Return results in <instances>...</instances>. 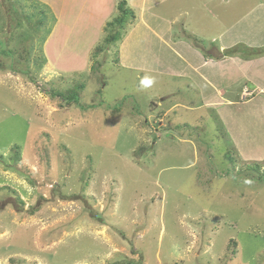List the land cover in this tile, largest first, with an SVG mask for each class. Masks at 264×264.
<instances>
[{
	"label": "rangeland",
	"instance_id": "374dc122",
	"mask_svg": "<svg viewBox=\"0 0 264 264\" xmlns=\"http://www.w3.org/2000/svg\"><path fill=\"white\" fill-rule=\"evenodd\" d=\"M85 4L0 0V264H264V98L241 70L264 57V0L128 5L111 46ZM229 84L248 105L219 101Z\"/></svg>",
	"mask_w": 264,
	"mask_h": 264
},
{
	"label": "crops",
	"instance_id": "0c3cea01",
	"mask_svg": "<svg viewBox=\"0 0 264 264\" xmlns=\"http://www.w3.org/2000/svg\"><path fill=\"white\" fill-rule=\"evenodd\" d=\"M84 1H86L85 5L89 6L87 10L90 11L89 15L87 17H85V19L88 21V24L97 23L98 26L101 27L100 29L106 28L108 23L111 22V12L110 11L112 10V5L113 4H114V6L116 5L115 0H84ZM136 1H138V0H129L128 1V2H130V3H128L129 7L131 5H133V6H137V5L140 6L141 5L142 7H145L146 9H148L149 4L155 3L156 1H159V0H141L142 3H140V4H138V2L136 3ZM118 3H119V0H117V9H118ZM141 6L139 8L140 13L143 14L144 11H143V8ZM146 12H147V10H146ZM151 16L153 18L157 17V16H153V15H151ZM76 20H77V17L74 20V24H76V22H77ZM142 21H145V19L143 18ZM145 25H146V27L149 26L152 29L154 36L160 42L166 43V46L167 45H169L170 47L172 46L171 41H169L167 39V38H173V36L169 33V30L167 31V33H163L161 31V29H160V32H156L155 30H153V28L150 25H148V24H145ZM99 27L93 28V29L96 30ZM71 29H73V28H71ZM178 44L181 45V55L180 54L178 55L179 60H181L183 62L184 66H186L193 73H195L194 77L196 80H197V78L204 80L203 76L200 74V70H199L200 66L197 64L198 61L200 60V58H198V56H200L199 51L197 49L193 48L192 46H189L186 41L177 42V45ZM234 47H236V46H234ZM221 50H224V47H222ZM156 60L159 63L161 62L160 59H156ZM231 60L232 59H229L228 61H231ZM235 60H236V57L233 58V62ZM243 62L245 63L243 65V68L241 69L242 72L245 74L243 77L248 76L249 80H255V81L251 82V83H254V86L251 88V91L254 93V96L252 97V99L261 98V97L264 98V82H262V80H261L262 77L264 76V70L260 71V72H256V70H255V68H260V67L264 68V57L260 58L259 61H253L250 59L248 61H243ZM171 70H174V69H171ZM179 70L181 71V75L184 76V70H181L180 67H179ZM255 73H257V77L252 78L255 76ZM176 75L179 76V71L176 72ZM233 87H234L233 85L229 84V85H227V88L226 87L216 88V90L214 92H215L216 96L218 97L219 101H221L224 104H227V106H229V107L239 106V104L248 105V103H246L247 100L243 99L244 88L241 89V94H240L241 95V98H240L241 103L233 101L234 98L230 97L231 95H233V96L236 95V93L233 91ZM224 89H231V90L228 91V90H224ZM242 100H244V101H242ZM215 104L217 107L220 106V102H217Z\"/></svg>",
	"mask_w": 264,
	"mask_h": 264
},
{
	"label": "trees",
	"instance_id": "16d2710c",
	"mask_svg": "<svg viewBox=\"0 0 264 264\" xmlns=\"http://www.w3.org/2000/svg\"><path fill=\"white\" fill-rule=\"evenodd\" d=\"M118 11H119L118 16L116 18H114L111 22H109L108 25H107V30H109V32H108V35L106 36V38L104 40V44L106 46H111L113 44L116 45V43L121 40V35H123V33H125L124 32L125 28L128 25V23L130 22L129 20L133 17V13L134 12L128 7L127 0H120L119 1V3H118ZM7 15L11 19L10 11H9V14H7ZM102 50L103 49H102L101 45L96 47L95 54H97V55L101 54ZM6 51L3 50L0 53L3 54V55H7V56H12L14 54V52H12V51H7V52ZM230 52L233 55H235V56L240 54L238 47H233ZM27 53H28V51H27ZM116 55H117V53H116ZM22 57H24V56H22ZM117 60L115 61L116 63H118ZM101 64L98 63V66L101 67ZM0 69H5V67L3 66V63H0ZM9 70L14 72L15 74H26V73H22V71H19V70L13 68L12 66H11V68ZM81 86L82 85H78V86L75 87V90H70V91L69 90L64 91V92H61L59 90L54 91V93H53L54 97H61L63 99L62 107L77 103V97L79 96V92H77V91L80 90ZM147 151H149L148 147H140L134 153L135 157L141 158ZM0 158H2L1 155H0ZM12 194H14V193H12ZM62 198L66 199V197H62ZM10 204L11 203H9V202H5L4 204L2 203V205L0 206V209L2 210V208H5L7 205H10ZM11 205H13V204H11ZM39 209H40V205H37L36 207H33L32 210L30 211V214L35 213ZM90 211H92V210H90ZM90 213H91V215L93 217L99 218L96 213H92V212H90ZM233 245L236 246V242L232 239L230 241V246L229 247L231 248V246H233ZM232 254H233V256H235L236 255V250L232 251ZM13 262H14V260H13ZM14 263L15 264H19L20 262H14Z\"/></svg>",
	"mask_w": 264,
	"mask_h": 264
},
{
	"label": "clouds",
	"instance_id": "9594fccd",
	"mask_svg": "<svg viewBox=\"0 0 264 264\" xmlns=\"http://www.w3.org/2000/svg\"><path fill=\"white\" fill-rule=\"evenodd\" d=\"M153 83L151 78L145 77L140 81L141 87L150 86Z\"/></svg>",
	"mask_w": 264,
	"mask_h": 264
}]
</instances>
